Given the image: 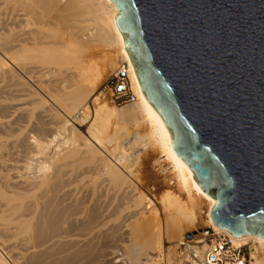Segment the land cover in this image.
<instances>
[{
  "label": "bare ground",
  "instance_id": "obj_1",
  "mask_svg": "<svg viewBox=\"0 0 264 264\" xmlns=\"http://www.w3.org/2000/svg\"><path fill=\"white\" fill-rule=\"evenodd\" d=\"M118 14L111 0H0V96H10L0 101V264H9L8 257L13 264H99L105 255L111 264H126L115 261L119 246L126 260L142 264L149 251L163 252L165 239L203 221L237 244L252 242L260 252L252 254V264H264V239L236 238L213 223L216 202L176 155L170 132L144 95ZM122 64L129 65L137 101L115 107L98 87ZM49 101L61 103L66 123L60 133L75 118L90 123L88 136L80 140L71 124L68 136L55 138L68 147L56 159L19 160L18 116L31 125L39 109L53 121ZM31 138L42 154L44 145ZM154 160H160L156 167ZM123 229L122 238L117 233ZM118 238L125 245L118 241L105 255L95 248Z\"/></svg>",
  "mask_w": 264,
  "mask_h": 264
},
{
  "label": "water",
  "instance_id": "obj_2",
  "mask_svg": "<svg viewBox=\"0 0 264 264\" xmlns=\"http://www.w3.org/2000/svg\"><path fill=\"white\" fill-rule=\"evenodd\" d=\"M148 102L236 238L264 239V0H111Z\"/></svg>",
  "mask_w": 264,
  "mask_h": 264
},
{
  "label": "rangeland",
  "instance_id": "obj_3",
  "mask_svg": "<svg viewBox=\"0 0 264 264\" xmlns=\"http://www.w3.org/2000/svg\"><path fill=\"white\" fill-rule=\"evenodd\" d=\"M111 74H113V72L110 73V75L108 74L105 78L102 79V81L98 87V94L99 95L101 94L100 96H102V97L104 96L103 99H108L107 101L110 103V105L117 107L115 105V103L112 101L110 93H109L108 89L106 88L107 87V81H108L109 77L111 76ZM6 98H10V96H7V95L0 96V101H5ZM93 99L91 100V102L89 104L90 110L93 109V106L91 105ZM24 102L25 101H22L21 103H24ZM47 105H50L52 108V114L55 117V120H53V121H48L47 118L40 117L39 114L37 113V111L39 112V109L36 110V112L33 116V122L31 125L27 123V120L25 117H22L23 114H20L18 116L19 124L22 127L21 131L18 133H20V137L23 140L21 142V144L19 145V147H20L19 150L21 152L20 156L17 157L19 160H22V161L23 160H29L30 162H32L34 164H39L40 162H46V161L49 163V162L53 161L54 159H56V157L59 156L58 153L63 152L62 149L66 150V148H68V147L64 146L61 143V142H63L62 141L63 139H60L58 143H59V145L62 144V147H64L65 149L62 147H60V149H58L57 148L58 143H57V140L55 138H58L60 135L62 137L68 136L72 132L71 124H73V126L76 128V130L79 134L78 137L80 140H82L83 137L88 136V130L90 128V123L85 124L84 122L83 123L78 122V120L75 121V118H71L70 120L67 119V120H69V124H67V126H66L67 131L65 133L64 132L60 133L59 129L66 123V118L62 112L61 103L59 101H54V102L49 101ZM82 114H83V110L77 114V117L82 118L83 117ZM32 136L36 137L41 142V144L44 145L45 149L42 151L43 152L42 154H38V150L35 147V144L33 143V139L31 138ZM14 141H15V137H11L7 140V143L12 145L11 143H13ZM54 145L55 146L57 145L56 146L57 149L54 148L55 147ZM159 163H160V160L152 161V165L155 167L158 166ZM153 186L154 185L150 186V191H151V193L156 194V192H154L156 188H155V186L154 187ZM148 189H149V187H148ZM155 206L157 207V204ZM116 219L119 221V223L121 222V217H119L120 220L118 218H116ZM117 220H115V222L117 224H119ZM204 222L205 221H203L200 225H198L197 228L185 227L183 229V231L179 234L178 238L176 237L174 240L173 239L172 240L171 239L170 240L165 239L164 248L162 250L163 252L158 251V250L157 251L151 250V251H149L150 257L149 258L146 257L145 259L143 257L142 260L144 262H147L150 264L151 263H153V264H155V263L156 264H183L182 259H181L180 254H179V251H178V248L176 245L178 242L182 241L184 238H195L196 240H200V239L204 240L206 238H210L213 234V230ZM122 232L124 233V229L122 231L121 230L118 231L117 234L120 233L119 235H121ZM122 238H123V234H122ZM122 238H121V240H122ZM118 239L113 241L114 243L113 242L111 243V241H108V242H110V243H108L106 240H103V241L101 240V241H99V244H97L95 246V248L99 247V249L102 252H103V250H106V252H107L109 249L110 250L113 249L114 246L120 245V243H121L120 238H118ZM105 241L107 243H104ZM115 242H117L118 245H116ZM248 244H249V247H251L252 254H254V255L260 254L259 250L254 246V244L252 242H250ZM121 245H125V243L124 244L121 243ZM118 249L120 250L119 254L121 255V257L119 256V258H117L115 261L124 258L126 264H133V263L136 264L135 262L132 263V262H129L128 260H126L123 247L119 246ZM106 252L104 251L103 254L105 255ZM105 257H106V255H105ZM105 257L103 256V258H105ZM103 258H102L101 263H99V264H102V263L103 264H106V263L111 264L113 262L111 260L110 261L107 260V257L105 259H103ZM7 260L9 262V264L14 263V261L12 263V259L10 260L9 257L7 258ZM143 261H142V264L144 263ZM252 262H254V260ZM34 264H40V263H34ZM43 264H46V263H43Z\"/></svg>",
  "mask_w": 264,
  "mask_h": 264
},
{
  "label": "built area",
  "instance_id": "obj_4",
  "mask_svg": "<svg viewBox=\"0 0 264 264\" xmlns=\"http://www.w3.org/2000/svg\"><path fill=\"white\" fill-rule=\"evenodd\" d=\"M106 88L118 107L132 105L137 101L128 64L117 67L109 77ZM176 246L183 264H252L253 261L249 244H237L233 237L225 233H213L204 240L184 238Z\"/></svg>",
  "mask_w": 264,
  "mask_h": 264
}]
</instances>
